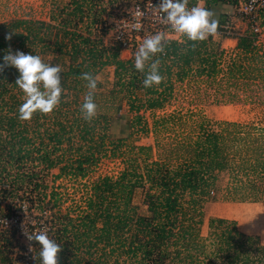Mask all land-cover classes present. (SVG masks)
I'll return each mask as SVG.
<instances>
[{
    "label": "trees",
    "instance_id": "1",
    "mask_svg": "<svg viewBox=\"0 0 264 264\" xmlns=\"http://www.w3.org/2000/svg\"><path fill=\"white\" fill-rule=\"evenodd\" d=\"M47 1L46 22L11 19L0 23V63L9 47L39 55L45 63L61 67L63 88L60 103L51 113L37 112L22 121L18 109L24 94L15 85L19 73L15 68L0 73V218L11 215L8 206L20 201L14 197L22 198L26 189L39 191L36 202L26 203L27 210H36L49 238L62 247L59 264H264V246L257 237L240 233L234 221L209 217L206 236L199 235L201 207L215 189L216 174L230 166L241 173L264 170L263 130L258 131L263 135L249 137L252 143H263L252 151L244 146L245 137L232 133L238 125L229 122H223L218 132L198 122L192 135L173 136L155 158L149 146H130L124 169L115 178L102 177L91 185L84 211L74 217L68 211L59 212L58 195L53 190L46 195V186L31 172L34 168L43 173L57 168L56 179H81L101 157L120 152L122 143L126 146L125 139L109 138L104 114H96L91 121L83 118L80 109L88 90L80 79L82 73L97 76L103 69L111 70L109 86L97 80L94 102L114 106L117 112L123 105L135 110L128 138L132 131L147 133V123L138 112L162 110L175 83L188 78L214 82L225 52L211 36L202 42L186 37L181 42L166 40L165 54L153 58L160 60L159 71L165 79L145 88V73L135 70L134 55L120 58V48L105 40L108 29L103 16L127 2ZM196 1L189 0L188 7ZM202 1L205 7L236 3ZM245 20V29L232 38L236 58L227 65V80L260 67L264 74V53L259 55L258 34L252 31L256 24L264 34V8ZM9 31L14 35L6 41ZM244 61L248 67L250 62L259 66L246 70ZM181 116L173 112L153 119L152 131L180 124ZM136 194L141 196L140 209L132 204ZM18 235L14 229H0V264H14L12 247ZM31 244L32 252L24 262L40 264L39 245Z\"/></svg>",
    "mask_w": 264,
    "mask_h": 264
},
{
    "label": "rangeland",
    "instance_id": "2",
    "mask_svg": "<svg viewBox=\"0 0 264 264\" xmlns=\"http://www.w3.org/2000/svg\"><path fill=\"white\" fill-rule=\"evenodd\" d=\"M133 2L140 4L144 0H124L123 3L125 4L121 8H113L111 14L107 12L103 16L108 29L105 34L107 43L114 45L112 41L113 31L121 30L124 25V23L117 21L125 19V12ZM47 3V0H0V23L11 19L46 22L49 12ZM230 13L231 10L228 16H231ZM231 21L232 26L235 29H240V32L247 26L245 19L233 18ZM257 39L258 53L263 55L264 34L261 32ZM138 45H141L140 42ZM221 49L225 51V54L219 62L220 72L213 79L214 82L204 78H188L182 83H175L172 95L162 110L138 112L147 123L146 134L132 131L130 137L126 138L130 132L128 124L136 113L135 110L123 105V108L117 112L114 106L97 105V114H104L109 120V138L113 141L125 139L126 146L122 143L119 148L120 152L101 157L84 178L73 180L68 177H61L56 179L54 176L58 173L57 168L50 169L49 172L45 173L37 168L31 171L32 173L35 172L43 185L46 186V195L51 190L58 195L60 213L68 211L74 217L84 211V199L90 193L91 185L102 177L115 178L124 169V161L126 157H129L127 151L130 146H149L151 147L150 154L155 158L157 153H163L162 148L166 149L173 136L179 138L187 134L192 135L198 122H203L206 130L217 132L219 127H222L223 122L237 124L238 127L231 131L246 138L244 146L250 147V151L257 147V144L262 143L259 141L252 143L250 139L259 135V130H263L261 133H264V74L259 72L262 67L259 68V71L248 70L258 67L259 63L250 62L248 67V62L244 61L243 64L248 67L246 69L248 71L227 80L225 77L227 65L230 60L236 58V55L234 46L231 47L230 43H226L225 48ZM137 50L138 48L135 51L120 49L119 57L128 59ZM110 75V69H103L96 77L100 83L104 84L105 82L109 86ZM173 112L182 115L183 120L181 119L180 124L173 125L174 127L170 125L164 131H152L153 119ZM125 153L126 155H124ZM248 157V159L252 158L250 153H248ZM231 168L233 166L216 174L215 189L211 193L210 199L201 207L202 223L199 226V235L200 237L206 236V221L209 217H221L234 221L239 230L259 233L264 239V170H257L256 173H241ZM25 193L27 194L22 198L14 197L13 200L18 199L20 201H14L15 204L8 206L12 212H10V219L7 221L15 225L13 228L21 233L17 239L13 240L14 264H24L26 259L22 256L23 247L26 243L25 231L28 229L42 230L43 225H45L43 224L44 219L37 215L33 207L27 210L29 205L26 203L29 201L36 202L39 199V191L30 192L26 189ZM132 204L139 209L142 208L139 194L135 195ZM21 205H24L25 208L22 209ZM3 209V213H5V208Z\"/></svg>",
    "mask_w": 264,
    "mask_h": 264
},
{
    "label": "clouds",
    "instance_id": "3",
    "mask_svg": "<svg viewBox=\"0 0 264 264\" xmlns=\"http://www.w3.org/2000/svg\"><path fill=\"white\" fill-rule=\"evenodd\" d=\"M188 5L189 0H159L153 9L158 18L169 27L170 32L179 34L182 38L186 37L188 41L202 42L209 36L218 34L219 21L214 18L212 11L203 6L189 8ZM13 35L14 33L9 31L5 40L11 41ZM165 44V33L157 32L148 35L134 53V68L145 73L142 81L145 88L158 86L165 79L159 71L160 60L153 59L157 54H165ZM6 68H15L19 73L15 85L24 94L23 103L18 109L20 120L28 121L37 112L47 115L60 103L63 88L62 69L58 64L45 63L39 55L13 51L9 47L0 63V73ZM80 79L86 82L85 87L88 90L80 110L83 118L91 121L97 114L94 92L98 78L91 72H84ZM25 236L29 242L34 241L39 245L40 264H59L62 247L49 238L46 228Z\"/></svg>",
    "mask_w": 264,
    "mask_h": 264
},
{
    "label": "built area",
    "instance_id": "4",
    "mask_svg": "<svg viewBox=\"0 0 264 264\" xmlns=\"http://www.w3.org/2000/svg\"><path fill=\"white\" fill-rule=\"evenodd\" d=\"M159 0H144L143 3L133 2L125 12V19L117 21L118 23H124L119 31H113L112 41L120 49H130L135 51L139 48L138 43L140 44L148 35H154L157 32L165 33V40H173L176 42H181L183 38L176 33L170 32L169 27L165 25L155 13L153 6L157 5ZM264 8V0H241L236 6L232 7L231 16H228V19L223 22L222 25L218 28V34L212 35V38H222V37H234L237 35V32H240V29L234 28L232 26V19H245L248 16H251L258 8ZM138 13H140L138 15ZM139 25V27H136ZM253 33L261 34L260 29L254 24L252 27ZM140 38V41H139ZM134 55V54H133ZM21 208L24 209L25 206L21 205ZM8 218H0V229L11 230L14 229L19 235L21 233L13 228L15 225H12L7 220ZM45 227H42V230ZM37 231V229H28L25 231V234H31ZM24 235V233L22 232ZM26 239V236H25ZM31 247V250H29ZM32 244L26 239L24 245L23 257H27L28 254L32 252ZM26 264V262H24Z\"/></svg>",
    "mask_w": 264,
    "mask_h": 264
},
{
    "label": "crops",
    "instance_id": "5",
    "mask_svg": "<svg viewBox=\"0 0 264 264\" xmlns=\"http://www.w3.org/2000/svg\"><path fill=\"white\" fill-rule=\"evenodd\" d=\"M240 1L241 0H236V3L234 5H230V4H227V3L217 2L216 4H214L212 6L205 7L204 2L202 0H197L195 2V6H198V5L199 6H203V7L207 8L208 10L212 11L214 13V18L218 19V21L223 20V19L225 21V20L228 19V13H229V11L232 10V7L233 6H236ZM232 38H233V36L232 37H222V38H217V39L216 38H212V39L216 43H219L220 48H225V44L226 43H230L231 44V47H233L235 45V40L232 39ZM128 57H129V55H128ZM216 218H221V217H216ZM223 219H226V218H223ZM235 227H236V223H235ZM236 229L240 233H242L244 235L257 237L259 244L262 245V246H264V239H262L261 234L255 233V232H250V231H245V230H242L241 231L237 227H236Z\"/></svg>",
    "mask_w": 264,
    "mask_h": 264
}]
</instances>
